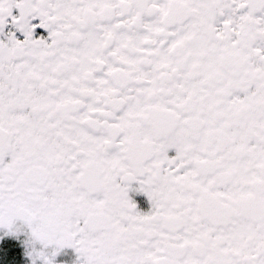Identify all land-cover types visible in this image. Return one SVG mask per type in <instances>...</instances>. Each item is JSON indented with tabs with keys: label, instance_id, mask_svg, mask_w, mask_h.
I'll list each match as a JSON object with an SVG mask.
<instances>
[{
	"label": "snow or ice",
	"instance_id": "1",
	"mask_svg": "<svg viewBox=\"0 0 264 264\" xmlns=\"http://www.w3.org/2000/svg\"><path fill=\"white\" fill-rule=\"evenodd\" d=\"M21 232L31 264H264V0H0Z\"/></svg>",
	"mask_w": 264,
	"mask_h": 264
},
{
	"label": "flooded vegetation",
	"instance_id": "2",
	"mask_svg": "<svg viewBox=\"0 0 264 264\" xmlns=\"http://www.w3.org/2000/svg\"><path fill=\"white\" fill-rule=\"evenodd\" d=\"M132 199L137 202L139 208L143 211L150 209L151 205L146 195L142 193L131 192ZM26 232H21L17 237H6L3 244H0V253H10L5 259L0 255V264H31L30 258L26 255V251L31 247L25 243L28 240ZM34 247L42 248L43 246L36 242ZM54 246H49L47 251L51 253ZM78 254L75 249L64 248L55 257V264H76Z\"/></svg>",
	"mask_w": 264,
	"mask_h": 264
}]
</instances>
